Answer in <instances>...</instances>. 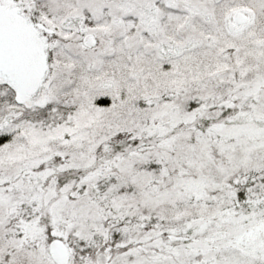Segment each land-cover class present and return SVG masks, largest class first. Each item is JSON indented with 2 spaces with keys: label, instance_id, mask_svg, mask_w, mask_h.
Here are the masks:
<instances>
[{
  "label": "snow or ice",
  "instance_id": "snow-or-ice-1",
  "mask_svg": "<svg viewBox=\"0 0 264 264\" xmlns=\"http://www.w3.org/2000/svg\"><path fill=\"white\" fill-rule=\"evenodd\" d=\"M0 264H264V0H0Z\"/></svg>",
  "mask_w": 264,
  "mask_h": 264
}]
</instances>
